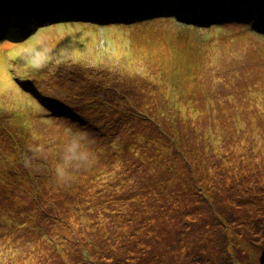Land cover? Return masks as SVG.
<instances>
[{"label": "rangeland", "instance_id": "rangeland-1", "mask_svg": "<svg viewBox=\"0 0 264 264\" xmlns=\"http://www.w3.org/2000/svg\"><path fill=\"white\" fill-rule=\"evenodd\" d=\"M69 1L57 0L59 15L36 35L35 41L42 45L33 40L38 49L25 55L24 65L14 63L13 72L7 74V67L0 64V154L8 157L0 162V170L8 168L0 177V264H197L196 260L230 264L224 262L229 255H223L222 236L227 235L223 228L236 229L237 235L246 237L240 239L245 252L240 261L261 264L264 232L255 229L250 238L240 231H245L248 220L264 228L260 222L264 219V133L258 139L254 136L264 131V34L249 24L212 21L217 10L190 14V0H171L172 9L177 7L190 17L184 24L171 16L139 20L157 12L166 15L157 4L169 0ZM4 2H17L23 11L33 7L37 11L32 10L33 17L40 21L38 11L51 3L0 0V11L6 7ZM115 2L118 8L111 10L137 14L124 19L133 21L100 23L104 18L100 7ZM52 14L56 11L45 12ZM205 14H212L211 24L198 25L196 21L202 22ZM132 32L160 35L158 41L143 46L146 50L135 46L138 55L151 62L127 57V48L134 46ZM10 44L0 36V48ZM156 46L160 49H153ZM52 55L53 60L47 61ZM0 57L4 60L3 52ZM40 66L44 73L36 76ZM124 70L131 73L128 79L122 75ZM32 75L38 78L33 85L54 98L51 105L50 100L40 103L21 80ZM145 76H150L149 81ZM97 87L102 91L112 87L119 94L110 97L117 106L108 130L112 141L119 136L124 141L105 142L101 159L113 158L119 151L125 158L128 154L123 150L134 145L133 154L140 157L141 148L149 154L158 141L163 142L158 144L160 157L143 159L147 165H158L160 172L150 174L154 168L146 167L141 178L153 188L141 186L139 191L144 193L133 187L126 192V186L120 191L121 186L117 190L106 182L110 186L98 184L102 190L92 194L86 188L92 183L80 175L86 170L75 165L79 159L83 164L93 139L79 121L87 119L88 125L102 121L100 111L106 110L82 100L95 98ZM130 104L138 105L136 118L127 112ZM166 117L169 124H164ZM162 120L159 127L144 131L145 124ZM176 127L186 134L183 143H174L182 138L180 133L173 135ZM63 133L73 138L58 140ZM170 136L173 143L168 142ZM163 155L169 160L161 159ZM207 165L214 168L207 167L201 177ZM89 166L85 161L83 169ZM241 185L247 186L252 208L248 220L234 206ZM60 187L71 196H62ZM108 204L114 209L112 215L106 211Z\"/></svg>", "mask_w": 264, "mask_h": 264}, {"label": "trees", "instance_id": "trees-1", "mask_svg": "<svg viewBox=\"0 0 264 264\" xmlns=\"http://www.w3.org/2000/svg\"><path fill=\"white\" fill-rule=\"evenodd\" d=\"M189 6L190 7L187 8V10L189 11L190 14L194 15V13L195 14L200 13L202 11V9H204V11L217 10L218 12L213 16L216 20H212V21L223 22V24L243 25L246 27H249V25H250L253 29H258L259 30L258 32H261L262 34H264V0H190ZM100 8L102 9V7H100ZM98 9H99V7H98ZM211 15L212 14H209V16H208V14H205L204 16H201L202 19H204V20H202V22H204V23H201V24L198 23V25L207 26L208 24H211V22L208 21V19L211 17ZM183 16L188 17L185 14H183ZM218 18H220V19L222 18V19L217 20ZM206 21H208V22H206ZM215 22H213V24H216ZM247 24H249V25H247ZM137 53H138L137 50L134 49V50H131L130 53H127V56L136 55ZM145 77H147L148 81H149L150 76H145ZM180 96L184 97L185 100L188 98V94H186V93H180ZM48 100L51 101V102H49L50 105L54 102L53 97H51ZM97 106H99V105H97ZM100 108L102 109V107H100ZM137 108H138V105H131V104L127 105L128 114L129 115L134 114L131 117L136 118L138 115ZM121 109H124V108L122 107ZM123 111L124 110H122V112ZM100 114L103 115L104 114L103 111H100ZM150 119L154 121V118H150ZM189 119H190V117H189ZM167 120L168 119L166 117V121L162 120L160 123H157L155 125L145 124L144 125V131L151 130L154 127H159V125L162 124V122H164V121H165L164 124L165 123L169 124V122H167ZM176 120L177 119L172 118V119H170V122L175 123ZM217 126H218V122H217ZM86 128H88V130H90V135L97 134L96 128L94 126H90V127L86 126ZM133 129L135 130L136 128H133ZM133 129H131L128 132H133ZM213 131H214L213 142L219 141V139L216 137L217 132L215 130V125H214ZM258 132H261V131L259 130ZM167 133H168V130H166V135H167ZM177 133H180L182 138H181V140H179V139L174 140V143H176V142L183 143L186 134H182L180 132L179 128L176 127L174 129L173 135L177 134ZM219 136L221 137V135H219ZM106 137L107 138L109 137L112 139L113 136L111 134H109V135L107 134ZM144 137H145V135H144ZM170 137L171 138L169 139L168 142L173 143L172 136H170ZM239 137H242V136L239 135ZM70 138H73V136L67 137V135L64 134V136H62L61 138L59 137L58 140L59 139H61V140L65 139L66 140V139H70ZM145 138L147 140L145 142H148L147 134H146ZM103 141L104 140H102L101 142H103ZM121 141H123V138H122V136H119L118 140L115 139L114 141H111V142L112 143H119ZM64 142L66 144V141H64ZM162 143H163L162 141H158V143L154 146L153 150L149 151V154L146 153V151L141 148L140 149L141 150V156L140 157L136 156L135 153L133 154V151L136 149L135 145H134L132 148H130L132 150H123V151H125V153L128 154L129 158H127L128 156L125 158L121 157V152L119 151V152H117V154H114L113 158L106 157V158H104V160L101 158H102L103 154L105 153V150H100L99 146H98L99 150L97 149V147H96V149L91 147L90 151H91L92 155L94 156V159L89 162L90 163L89 167L84 168V170H86V172L80 173L81 177L86 178V180H89L92 183L91 185H86L87 190L89 192H92V194H93L99 189L102 190V188L99 187L98 184H103V183L105 186L112 185L117 190H119L118 186H121L120 191H124L122 186L133 187L137 190V193H144V192L139 191V188L141 186H144L147 189L153 188L151 186V184H148V186H147V182L144 183V179H146V178H141V176L146 174V167H148L149 169L154 168L153 170L150 171V174H152V172H154V171L156 172V174H159L160 172H158V170H157L158 165H155L154 163H153V165H147L143 161V159L147 160V158L153 159V158L160 157L162 155L161 151H160L161 147L158 144H162ZM144 145H146V144H144ZM180 147L181 146H178L177 150H179ZM107 150L110 154L111 150L110 149H107ZM169 151L167 152V154L169 153ZM96 153L100 154L99 158L97 157ZM174 153L171 154V158L174 155ZM131 154H133V155H131ZM166 155H163V157L161 159H163L165 157L169 160L168 156H166ZM218 157H223V156L219 155ZM4 160H8V157L2 156L0 154V162H2ZM123 162H126L124 164H126L127 167H124ZM4 163H5V161H4ZM83 164H84V159H83ZM83 164L80 165L78 160L75 161V165H80V166H76L79 170L81 169L80 167H82ZM209 166L210 165H207V167H209ZM262 166L263 165H261V167ZM7 169L8 168H4V171L0 170V177L3 176V174L6 172ZM215 172H218V171H215ZM15 173H18V172H15ZM239 178L241 180H243L244 175L242 174ZM150 179H152V177H150ZM86 180H84V182ZM123 180H125L127 183L123 184L124 183ZM106 182H108L110 185L106 184ZM76 183H78V181H76ZM130 183H131V185H130ZM239 187H241V188H239V190H237L238 196L235 198L234 206H235V209H241L242 216L246 220H248L247 219L248 216L253 214L251 205H250L249 200H248V194H247L248 189H247V186H244L242 188V185H241ZM145 188L143 191H146ZM142 189H143V187L140 188V190H142ZM65 190H66L65 187H60V194L62 196H69L72 193L70 191L67 192V190L65 193ZM120 191H119V193H121ZM86 194H85V196H86ZM80 196H84L82 192H80ZM71 201H72V203L79 204L77 202H74L73 199H71ZM109 205L110 204H108V208L106 209V211L109 213V215H112V214H114V209L110 208ZM25 217L31 219V216H29V215H25ZM178 220H179V218H178ZM248 222H249V225L246 227L245 231H242V230L240 231L242 234H244L246 236L249 235V237L251 238V237H254L253 231L255 229H261V231L264 232V228L263 229L257 228L255 223L250 224L249 220H248ZM260 222H261V225L264 227V219H263V221L261 220ZM222 230L227 231V235L222 236L225 240V246H226V248L224 249L223 255L225 254V252H227L229 255L227 257V259H224V262H229L230 264H244L242 262L243 260L242 261L239 260V258L240 259L243 258L242 254L245 253V252H242L243 247L239 243L241 242L240 239H246V237L243 238V237L237 235L235 232L236 229L232 230L231 228H227V229L223 228ZM176 232L178 234H180L179 231H176ZM166 252L168 253L169 249L168 250L166 249ZM166 255H168V254H166ZM184 255L186 257H188L187 254H184ZM154 259L157 260L158 257H156ZM185 259L187 261V258H185ZM221 260H223V257ZM183 262L186 263L184 260H183ZM196 263L198 264L197 260H196Z\"/></svg>", "mask_w": 264, "mask_h": 264}, {"label": "bare ground", "instance_id": "bare-ground-1", "mask_svg": "<svg viewBox=\"0 0 264 264\" xmlns=\"http://www.w3.org/2000/svg\"><path fill=\"white\" fill-rule=\"evenodd\" d=\"M9 2L11 1V0H8ZM25 1V0H24ZM2 6H7V5H5V2L3 3V5ZM10 6H11V8H9V10H12V11H14L17 7H19L20 5H18V4H15V3H11L10 2ZM84 6V5H83ZM43 8V7H42ZM5 9V8H4ZM6 10V9H5ZM7 11V10H6ZM26 13H27V11H25ZM47 12V11H46ZM26 19H28V15H27V17H26ZM119 20V19H118ZM27 31V30H26ZM162 39L163 40H165V37L163 36L162 37ZM168 42H170V43H175V40H172V39H169V40H167ZM61 45L62 44H56L55 46H57V48L58 47H61ZM129 46V45H128ZM139 47L141 48V49H144L145 50V48L143 47V45H139ZM131 48H129V50H130ZM177 57L178 56H176V59H177ZM130 60V59H129ZM138 63H142V62H144L145 60H143L142 58H137V60H136ZM142 64H145V63H142ZM141 64V65H142ZM152 67V66H151ZM142 72H144V73H146L148 70L147 69H142L141 70ZM149 71H150V69H149ZM141 72V73H142ZM155 93V92H154ZM107 96H109V95H107ZM56 111H60L59 109H56ZM132 127V126H131ZM264 133V131H261V132H257L256 134H254V136L256 137V138H258V137H260V135H262ZM122 144H124L123 142H122ZM211 166V165H210ZM207 168V166H204L203 168H202V170H201V177L204 175L203 174V171L205 170ZM211 168H214L213 166H211ZM131 188V187H130ZM130 188H125V191L127 192ZM134 190L132 189V192H133Z\"/></svg>", "mask_w": 264, "mask_h": 264}, {"label": "water", "instance_id": "water-1", "mask_svg": "<svg viewBox=\"0 0 264 264\" xmlns=\"http://www.w3.org/2000/svg\"><path fill=\"white\" fill-rule=\"evenodd\" d=\"M260 261H261V264H264V249H263V252L260 256Z\"/></svg>", "mask_w": 264, "mask_h": 264}]
</instances>
